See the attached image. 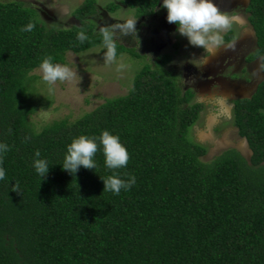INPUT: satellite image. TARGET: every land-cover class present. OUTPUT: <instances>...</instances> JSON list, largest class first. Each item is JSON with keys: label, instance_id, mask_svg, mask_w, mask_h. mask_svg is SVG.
<instances>
[{"label": "trees", "instance_id": "16d2710c", "mask_svg": "<svg viewBox=\"0 0 264 264\" xmlns=\"http://www.w3.org/2000/svg\"><path fill=\"white\" fill-rule=\"evenodd\" d=\"M160 2L121 3L141 22L135 44H147L144 29L166 12ZM118 9L106 7L110 14ZM245 13L255 38L246 62H261L262 81L250 98L233 102L232 124L251 156L228 149L205 162L206 147L187 138L203 106L192 103L167 55L154 56L125 96L72 123L34 130L33 72L45 56L65 64L68 53L102 48L99 12L95 0H85L71 13L77 26L58 29L20 1L0 2V142L9 145L0 162V264H264V0H249ZM29 21L32 31L21 32ZM81 29L83 43L76 38ZM117 30L116 58L140 59L129 35ZM104 129L126 147L125 167L107 169L99 148L95 169L73 175L60 167L73 137ZM37 149L50 166L42 180L32 168ZM113 172L134 175L135 183L119 194L102 192L100 177Z\"/></svg>", "mask_w": 264, "mask_h": 264}, {"label": "rangeland", "instance_id": "374dc122", "mask_svg": "<svg viewBox=\"0 0 264 264\" xmlns=\"http://www.w3.org/2000/svg\"><path fill=\"white\" fill-rule=\"evenodd\" d=\"M4 1H20L34 9L47 26L66 29L77 26L71 13L85 0H0ZM95 1L99 12L94 19L97 30L100 26L118 29V25L126 19H135L133 11L121 5L125 0ZM214 2L220 11L236 19L228 29L220 33L222 43L211 53L189 46L187 39L175 31L173 23L164 19L160 25H166L165 30L155 37L151 33L152 40L149 36L148 45L135 44V34H129V43L136 47L143 58L133 59L122 55L105 64L102 48L79 55L68 53L65 64L73 70L74 75L71 80L57 81L52 93H49L48 85L42 81L40 69L33 72L32 75L37 78V97L34 98L37 103H33L35 112L30 117L32 128L38 132L56 121L72 123L106 100L125 96L139 71L153 64L154 56L167 55L170 59L168 67L178 75L180 86L193 92V104L203 106L187 138L206 147L204 161L208 162L228 149L237 150L248 160L251 153L246 141L237 136L233 127L232 110L234 101L250 97L262 81L261 62H246L255 50V38L245 13L249 0ZM110 4L119 6L114 14L106 10ZM158 18L159 23L160 15ZM140 23L136 20L135 26ZM230 31L233 32V40L226 42L224 37Z\"/></svg>", "mask_w": 264, "mask_h": 264}, {"label": "clouds", "instance_id": "9594fccd", "mask_svg": "<svg viewBox=\"0 0 264 264\" xmlns=\"http://www.w3.org/2000/svg\"><path fill=\"white\" fill-rule=\"evenodd\" d=\"M160 7L166 10V21L176 25L175 31L187 39L189 46L199 47L209 53L222 43L220 33L228 29L236 19L220 11L214 0H161ZM135 21L136 18H129L118 25L122 35L135 34ZM34 26L29 21L21 27L20 31L31 32ZM98 32L104 50V63H111L117 56L113 29L110 26H100ZM76 38L83 43L88 39V36L81 29L76 33ZM39 69L42 81L48 85L49 93L54 91L53 85L57 81L71 80L74 75L73 70L67 64L55 62L52 56L43 57L39 63ZM65 148L63 161L59 165L63 170L73 175L80 167L95 169L94 156L98 148L103 153V162L107 169L115 170L125 167L129 159L128 151L121 143L120 137L107 129L102 130L97 137L86 134L73 137ZM8 149L9 145L0 142V162ZM49 167L48 161L41 158L40 151L35 150L32 168L41 180L46 176ZM4 178L5 169L0 166V180H4ZM100 179L103 181L102 192L110 191L113 194H119L121 189L128 190L136 180L134 175L122 179L115 172L106 177H100ZM12 187L16 190L15 183Z\"/></svg>", "mask_w": 264, "mask_h": 264}, {"label": "flooded vegetation", "instance_id": "af4514ba", "mask_svg": "<svg viewBox=\"0 0 264 264\" xmlns=\"http://www.w3.org/2000/svg\"><path fill=\"white\" fill-rule=\"evenodd\" d=\"M160 15V21L158 23V16ZM158 16H156L154 18V21L152 24L148 25V28H145V34L147 36V40L149 41V38L151 37V33H152V36H156L160 31H163V29L165 30L166 28V25H160L162 20L166 19V12L164 11H161ZM173 26L174 28H176V25L173 23ZM150 36V37H149ZM154 39V38H153ZM151 40H152V37H151Z\"/></svg>", "mask_w": 264, "mask_h": 264}, {"label": "crops", "instance_id": "0c3cea01", "mask_svg": "<svg viewBox=\"0 0 264 264\" xmlns=\"http://www.w3.org/2000/svg\"><path fill=\"white\" fill-rule=\"evenodd\" d=\"M248 3H249V2H248ZM247 6H248V4H247ZM252 32H253V31H252ZM253 35H254V33H253ZM252 94H253V93H252ZM251 96H252V95H251ZM251 96H250V97H251ZM250 97H248V98H250ZM248 98H244V99H248Z\"/></svg>", "mask_w": 264, "mask_h": 264}]
</instances>
